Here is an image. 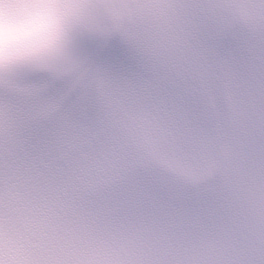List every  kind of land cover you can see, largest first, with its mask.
Masks as SVG:
<instances>
[{
    "label": "snow or ice",
    "instance_id": "obj_1",
    "mask_svg": "<svg viewBox=\"0 0 264 264\" xmlns=\"http://www.w3.org/2000/svg\"><path fill=\"white\" fill-rule=\"evenodd\" d=\"M0 264H264V0H0Z\"/></svg>",
    "mask_w": 264,
    "mask_h": 264
},
{
    "label": "clouds",
    "instance_id": "obj_2",
    "mask_svg": "<svg viewBox=\"0 0 264 264\" xmlns=\"http://www.w3.org/2000/svg\"><path fill=\"white\" fill-rule=\"evenodd\" d=\"M21 27H22L21 23L19 22L10 23L7 19H5L2 26H0V35H2L3 39L7 40L12 36H15Z\"/></svg>",
    "mask_w": 264,
    "mask_h": 264
}]
</instances>
